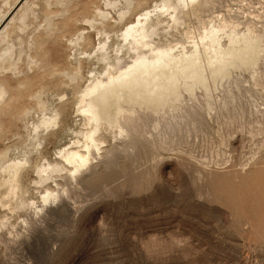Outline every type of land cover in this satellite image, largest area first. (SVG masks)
<instances>
[{"label": "rangeland", "instance_id": "rangeland-1", "mask_svg": "<svg viewBox=\"0 0 264 264\" xmlns=\"http://www.w3.org/2000/svg\"><path fill=\"white\" fill-rule=\"evenodd\" d=\"M161 1L31 0L8 29L0 264H264V0H169L176 22L172 8L155 11ZM145 12L156 33L148 42L171 56L208 57L210 42L226 50L231 36L256 38L261 54L253 68L207 78L208 91H180L175 109L134 106L119 120L127 135L100 125L99 151L73 178L62 155L85 153L79 98L110 67L132 66L122 34ZM202 32L215 43H200ZM15 163L10 193L3 169ZM53 166L61 172L39 182L38 170ZM50 192L58 198L43 203Z\"/></svg>", "mask_w": 264, "mask_h": 264}, {"label": "bare ground", "instance_id": "bare-ground-1", "mask_svg": "<svg viewBox=\"0 0 264 264\" xmlns=\"http://www.w3.org/2000/svg\"><path fill=\"white\" fill-rule=\"evenodd\" d=\"M191 1L192 0H190V2ZM16 2L13 5L7 6V10L0 16V23L7 17L8 13L12 11ZM28 4L29 0L18 10L0 32V43L4 42L8 29L12 24L16 21L21 22L23 20L28 10ZM178 6L182 5L178 4ZM170 9L173 11L171 18L176 22V16L174 17L173 15H175L174 13L177 11V8L172 7L169 4V0H162L160 6L158 5L155 7V11L161 13L169 12ZM151 13L152 12H145V14L140 15L139 19L135 23L129 25L122 34V40L124 42L128 41L131 49L136 54L132 66L130 68L128 67V70L126 68L127 71L125 72H115V70L110 67L107 70L105 80H95L82 93L81 98H79V104L81 106L80 111L86 116L85 118L89 126L88 131L83 137L86 148L85 153L71 150L66 151L62 155L63 160L71 167V170L68 171L71 172V177L73 178H75L76 173H78L86 163L91 162L92 159L90 157L92 156V152L99 151V141L96 138V134L100 125L107 124L112 125V127L115 126L118 129L119 135L126 134L127 130L122 127V123L120 124L119 120L124 113H133L134 109L132 108L134 106L144 108L155 114L166 108L171 109L179 100L181 96L180 91L183 90L187 93H191L197 87L206 88L205 90L208 91L207 87L210 86H206V84H208L207 80L210 79L213 81L212 83H216V80L226 77L230 69L238 67L246 69L253 68L257 63L259 54H261L259 42L254 40L256 39L254 37L250 40L247 37H244V39H240L242 37L236 39L237 37L231 36L229 37L230 43L227 49L225 48L226 50H222L224 47L219 49L217 45L214 44V46L213 43L210 42L214 37H211L212 39L209 41L210 36H204V30L202 32L203 37L200 36L199 42L201 43L202 41L203 43L205 38L208 37V41L212 44L211 47L213 48L209 50L208 47H205L208 48L209 53L212 51V55L210 54L206 57V52L204 51L205 55L202 54V56L206 57L204 58L191 50L192 53L189 55L182 54L180 56H171V53L169 54V52L165 50L153 48L148 42V39L156 34L155 28L149 31L150 27L148 25V20ZM178 13L177 15H179ZM100 15L103 16L104 14ZM218 31L221 32L222 30ZM210 34L211 33H209V35ZM216 37L218 40V36ZM214 41L216 40L214 39ZM214 41L212 40V42ZM198 43L197 45H199ZM197 45L196 49L198 47ZM206 45L208 44L206 43ZM193 46L195 45L193 44ZM141 48L147 49L150 55L147 56L144 52H140ZM103 49L104 46H101L100 50ZM196 49L194 47V50ZM201 57L205 60V64ZM209 84H211V82ZM4 93L3 90H0V97ZM128 119L130 121L132 118L129 116ZM49 123L50 121H43L41 125L46 126ZM20 166V163H15L11 167L3 169L4 176L6 177L4 184L10 193H14L17 189L18 182L16 181L20 174ZM61 170L62 168H57V166L51 167L48 171L47 168L44 169V167H41L38 170L39 182L51 179L53 174H58ZM42 174H45L44 177H41ZM52 193L53 192L47 194L43 199V203H46L50 198L54 200L58 198L56 194L53 195ZM44 208L46 207L43 205L41 209Z\"/></svg>", "mask_w": 264, "mask_h": 264}, {"label": "water", "instance_id": "water-1", "mask_svg": "<svg viewBox=\"0 0 264 264\" xmlns=\"http://www.w3.org/2000/svg\"><path fill=\"white\" fill-rule=\"evenodd\" d=\"M28 0H19L17 4L14 6L12 11L7 15V17L3 20V22L0 24V32L3 30V28L9 23L11 18L18 12V10L21 9V7L27 2Z\"/></svg>", "mask_w": 264, "mask_h": 264}, {"label": "crops", "instance_id": "crops-1", "mask_svg": "<svg viewBox=\"0 0 264 264\" xmlns=\"http://www.w3.org/2000/svg\"><path fill=\"white\" fill-rule=\"evenodd\" d=\"M16 1L17 0H0V16L5 12L8 5H13Z\"/></svg>", "mask_w": 264, "mask_h": 264}]
</instances>
